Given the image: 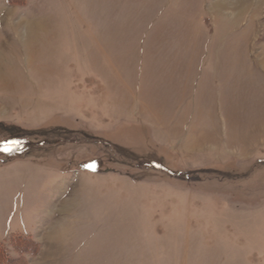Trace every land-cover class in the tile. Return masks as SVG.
<instances>
[{"label":"rangeland","instance_id":"1","mask_svg":"<svg viewBox=\"0 0 264 264\" xmlns=\"http://www.w3.org/2000/svg\"><path fill=\"white\" fill-rule=\"evenodd\" d=\"M0 160L16 261L264 264V0H0Z\"/></svg>","mask_w":264,"mask_h":264},{"label":"crops","instance_id":"2","mask_svg":"<svg viewBox=\"0 0 264 264\" xmlns=\"http://www.w3.org/2000/svg\"><path fill=\"white\" fill-rule=\"evenodd\" d=\"M204 84H206V83H204ZM202 86H204L203 84H201ZM205 87V86H204ZM186 90V89H185ZM185 102H186V98L185 99H183L179 104H178V106L176 107V109L175 110H173L172 109V107L169 109L168 108V110H166V115H167V117L168 118H170V122L171 123H173V124H177V126L178 127H180L181 129L180 130H182V134H184V130H185V121L187 120L186 118H187V115H186V109H185V107H184V105H185ZM203 105H201L202 107H207V106H209V104L211 103L210 101H208V100H206V99H203ZM184 107V108H183ZM172 109V110H171ZM165 113V112H164ZM167 118V119H168ZM172 120V121H171ZM180 125V126H179ZM176 126V127H177ZM181 134V135H182ZM184 136V135H183ZM186 136V141H185V144L188 142V145L190 146L191 145V140L192 139H194V141L196 140L195 138L196 137H194L193 136V134L191 135H185ZM190 141V142H189ZM193 142V141H192ZM191 147V146H190Z\"/></svg>","mask_w":264,"mask_h":264},{"label":"trees","instance_id":"3","mask_svg":"<svg viewBox=\"0 0 264 264\" xmlns=\"http://www.w3.org/2000/svg\"><path fill=\"white\" fill-rule=\"evenodd\" d=\"M28 152H26V154L25 155H21V154H18V155H20L21 156V159H24V160H29V159H34V158H32V154L31 153H29V154H27ZM14 154V153H13ZM16 155V154H15ZM16 157H18V156H16ZM14 159V158H13ZM13 159H11L10 161H12ZM16 159V158H15ZM1 161V160H0ZM2 163H8V161H6V160H4V162L2 161ZM1 163V164H2ZM23 243H25L26 245H27V243H28V249L26 248H21V247H19V248H21V252H23V253H31L32 255H36V250L38 249V247H37V244H34V247L35 248H32V249H30L31 247H30V244L32 243V242H30V241H27L26 239L25 240H23L22 241ZM27 242V243H26ZM23 243H21V244H23ZM30 247V248H29ZM35 250V251H34ZM0 264H25V262L24 261H16V260H14V259H12L10 256H9V254H8V252H7V250L4 248V246L2 245V244H0Z\"/></svg>","mask_w":264,"mask_h":264},{"label":"bare ground","instance_id":"4","mask_svg":"<svg viewBox=\"0 0 264 264\" xmlns=\"http://www.w3.org/2000/svg\"><path fill=\"white\" fill-rule=\"evenodd\" d=\"M35 31V30H34ZM33 34H34V32H33Z\"/></svg>","mask_w":264,"mask_h":264}]
</instances>
